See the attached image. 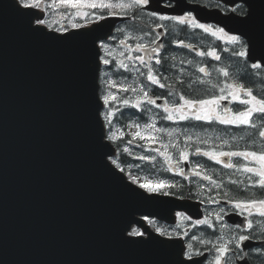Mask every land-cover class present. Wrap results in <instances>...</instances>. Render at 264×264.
Returning a JSON list of instances; mask_svg holds the SVG:
<instances>
[{
  "label": "water",
  "instance_id": "water-1",
  "mask_svg": "<svg viewBox=\"0 0 264 264\" xmlns=\"http://www.w3.org/2000/svg\"><path fill=\"white\" fill-rule=\"evenodd\" d=\"M171 1L241 37L248 62H264V0H216L243 4L242 17ZM11 2L0 0V264H171L182 241L148 231L136 243L121 237L129 220L139 223L127 231L143 225L141 216L171 222L176 211H200L147 194L108 160L115 149L105 141L95 53L115 21L34 32L37 11L17 13Z\"/></svg>",
  "mask_w": 264,
  "mask_h": 264
},
{
  "label": "snow or ice",
  "instance_id": "snow-or-ice-1",
  "mask_svg": "<svg viewBox=\"0 0 264 264\" xmlns=\"http://www.w3.org/2000/svg\"><path fill=\"white\" fill-rule=\"evenodd\" d=\"M150 0H119L117 3H105L104 0H59L58 5H49V7H63L66 9H74L76 10V14L82 16L83 18L87 19V13H81L80 9L88 8V9H104L110 10L109 15H116L117 13L115 10H120L126 16L129 12H132V16L130 18L134 19L135 14L138 10L145 8L148 6ZM7 6V5H6ZM11 7L14 9L15 12L21 13L22 9H40L41 8V0H12ZM235 10V9H233ZM22 14V13H21ZM150 16L156 17L157 13L155 11L149 13ZM105 19L103 14H100L95 17V20H103ZM158 19L161 21L172 20L178 24H186L191 23L192 27L200 28L205 33H210L212 36H216L217 33H223V29H213L210 26H206L204 24L197 23L192 17H185V16H167V15H159ZM32 20L35 21V26L32 24ZM95 22V21H90ZM47 26L51 28V25H47V22L41 18L40 14L37 12H32L31 18L28 21V27L34 32H43L44 27ZM82 25L73 23L71 27L73 29L79 28ZM157 27H163L162 25H157ZM67 31V29H64ZM119 31L123 32V29ZM133 31L135 28L133 27ZM226 35V34H225ZM61 38V37H58ZM139 40L141 42L136 43L134 47L129 46L127 44L128 40ZM157 39L159 36L152 39L148 44L143 42L142 36H135V35H126L124 39L120 40L119 47L123 49V51L119 52L121 57H124L128 63H125L124 60L117 61L118 68L125 69L128 71H134L139 74V76L143 77L146 75V79L152 85H158L161 88L164 87H171L169 85H165L161 83V79H167L166 77H159V70L154 68L152 61L154 59L155 65H161L162 58L160 56L161 49L163 48L162 44L157 43ZM228 42L232 45L240 44V50H232V55L240 58L248 57L251 59L249 51L246 50V46L242 43L239 37L231 36L228 38ZM95 43V42H94ZM183 43L182 41L180 42ZM189 48H192L193 45H188ZM227 51V49H225ZM103 53V54H101ZM133 53H139V55H133ZM96 56L100 63L107 66L110 64V57L112 60H115L116 57L114 56V50L111 48L110 44L105 43L103 39L99 43V46L96 50ZM199 56H210L213 59L219 61L221 59L220 55L213 49L208 51L207 53L204 52H197ZM175 59V58H173ZM260 61H264V57L258 58ZM139 62V65L143 68L147 69V72L141 70V67H137L135 62ZM188 63H192L188 61ZM251 68L254 70L264 69V62H253L251 63ZM214 70L221 76L225 78H229L232 74L229 70L225 67L214 68ZM197 71L199 73H203L204 76H210L211 73L205 67H197ZM107 75V73H104ZM179 83H183L184 81L180 78H177ZM207 81L201 78H196V80H190L189 86H193L196 84H205ZM261 84H264V80L260 81ZM107 87L110 89L113 87L114 82L112 80L106 81ZM211 87H216L215 84H212ZM121 90L127 92L129 90L133 92H142L143 98H138L133 104V107H140L143 103L147 104H155V100L152 99L150 93L144 90L143 87L137 89L131 86L123 87L121 86ZM219 96H212L208 99H191L186 98L184 95L179 96V100L181 103L174 104L172 107H169L166 103L163 107V111L167 113L164 119L172 121L176 118L179 120H188L194 119L196 121H217L220 124L224 125H235V126H247L248 128L259 130L258 134L260 137V146L256 150H244V151H208L201 153L199 148L196 149L194 154H202L207 156L209 159L215 161L217 164L221 163V157H228V162L223 164V167L227 169H236L239 172H242L247 175L246 179L248 181L246 188H259L264 192V90L257 89L256 93H254L253 89L247 87L245 84L240 83L238 80H233L231 83H226L224 88L220 89ZM169 96H172L173 93L170 91L168 93ZM230 98V99H229ZM103 104L105 106L109 105L110 100L115 101L116 96L111 94H105L101 97ZM227 100L229 103L238 102L241 105H245L246 107L243 110H237L233 112V110L227 106L223 108V114L217 111L220 108V102ZM124 105L129 104V100L124 99L122 101ZM158 106V105H157ZM159 107V106H158ZM189 112H191V117L189 116ZM113 112L109 111L106 114L101 113L105 120L108 121V125H111V120L109 117L113 116ZM139 129L140 125H136ZM147 128L156 131H166L164 129H155L153 124L147 125ZM167 135L171 136L172 132H167ZM109 139H114L115 136H109ZM134 138L139 139H147V140H155L156 138L151 135H144L141 131H136L134 133ZM191 139V137H188ZM236 139V138H234ZM243 139V137H240ZM205 143L207 141H204ZM132 143V141H129ZM224 143H227L225 141ZM255 141L253 144L255 145ZM161 155H165V153H160ZM232 157H239L242 158L244 161H247L246 164H234L231 162ZM180 158L182 160L188 159V154L186 151L180 152ZM140 159H147V157L141 156ZM170 159V158H169ZM115 164V161H113ZM197 169H202V165L197 164L193 169V173L195 176H201V171ZM122 170V169H121ZM179 172L182 173L183 169H179ZM204 180H208L210 184L214 185L216 188H221L223 185L222 183H217L215 180H212L211 176L208 174L203 175L202 177ZM132 183H137L135 177L132 178ZM232 184H243V181L237 180H230ZM175 185L168 184L164 181H160L159 183H152V182H145L140 183L139 187L141 189L146 190L149 194L160 193L163 192L164 195H168V192L164 191V189L169 187H174ZM219 195V193H217ZM229 193L225 191L223 193L222 199L228 198ZM210 202L219 203V201L212 200ZM227 203L231 204V209L226 210L225 208L221 207L219 212L215 213V220L217 222H222L224 216H238L241 219L239 221H233L234 228H229L227 224L220 223V228L228 229V239L225 241L224 235H221L218 239L221 241L219 244H214L212 246V250H214V257L211 260L210 264H230L233 258L244 259L243 256H239V253L243 252L245 247V242L249 241L250 239L254 238V229H259L261 233H264V195L259 197L253 195L249 198L242 199V200H226ZM211 215V214H210ZM177 216L180 217L182 220H188L189 217L185 216L183 213H177ZM255 217L261 218L260 220L254 219ZM139 223L135 220H129L125 229L121 232L122 239L129 241L131 243H136L137 241L135 237H142L145 235L144 232L138 231L137 229L133 228L131 231H127L128 227L131 224ZM196 225H206L210 229H214L216 224L213 223L209 218L199 219L195 221ZM179 227V226H178ZM127 231V236L124 235V232ZM156 232L164 236L166 235L165 232L161 231V229L157 228ZM226 233V234H228ZM247 233V234H243ZM193 240L197 239L195 236L192 237ZM161 244H164V241H160ZM199 243L202 245H208L212 243L211 241L207 240H199ZM233 245L234 247H230ZM181 253L183 254V258H181ZM204 256L202 251L193 250L192 243H188L184 247H182L179 251L175 254V259L171 261V264H202L200 259L197 257Z\"/></svg>",
  "mask_w": 264,
  "mask_h": 264
},
{
  "label": "flooded vegetation",
  "instance_id": "flooded-vegetation-1",
  "mask_svg": "<svg viewBox=\"0 0 264 264\" xmlns=\"http://www.w3.org/2000/svg\"><path fill=\"white\" fill-rule=\"evenodd\" d=\"M99 2V0H97ZM105 3H117L119 0H104ZM189 3L199 2L202 5H206L210 7L212 1L211 0H187ZM164 8H171L173 6L170 2L162 3ZM145 8L138 10L135 14V18H130L132 16V12H129L127 16L120 12V10H115L117 13L116 15H109L110 10L104 9H88L82 8L80 9L81 13H87L88 18L85 19L80 15L76 14V10L74 9H66L61 7L63 23L61 25L53 24L48 20V16L45 15L44 20L47 22L48 25H51L53 28L58 30L70 29L72 28L71 25L73 23L82 24L86 21L94 20L96 16L103 14L104 17H117L123 19V21L117 26L114 31V35L110 41L111 44L116 45L117 42L124 39L126 35H135V36H142L143 42L148 44L152 39L159 36L157 39L158 44H162L163 48L161 49L160 56L162 58L161 65H155L154 59L150 61L154 68L159 70V77H166L167 79H161V83L165 85H169L171 87L179 88L182 86L184 88L183 93L187 95H191V92L194 90L195 87L189 86L190 80H196L198 78V74H196L194 63V57L197 55L195 41H196V32L195 28L192 27L191 23L186 24H178L172 20L161 21L158 19L159 15H167V16H176L171 15L169 13H157L156 17H152L149 15L151 11H148ZM224 13H228L229 9L217 5ZM41 8H43V3H41ZM42 11L46 13L43 9ZM237 12H241V9L238 7L235 9ZM180 16L185 17H192L194 20V15L192 13H184ZM196 21V20H195ZM197 22V21H196ZM198 23V22H197ZM157 25H162L163 27H157ZM133 27L135 31H133ZM123 29V32L119 31ZM183 42L182 44L180 42ZM141 41L136 40V42H130L128 45L134 47L136 43ZM188 45H193L192 48H189ZM199 44L197 45V47ZM199 48V47H198ZM133 55H139V53H133ZM175 58V59H173ZM191 61L192 63H188ZM215 63L221 64V61H216ZM137 67H141V70L145 73L147 69L143 68L139 65V62H135ZM221 66L217 67H207L209 72L211 73L210 76H204L202 73L201 77L206 83V87H211L212 84H215V88L221 89V84L224 81L225 77L219 75L214 68H220ZM240 68H236L239 70ZM182 79L184 82L179 83L178 79ZM146 79V78H145ZM161 91H165L164 88H160ZM151 97L156 96V93L150 89ZM193 99V98H191ZM174 104H179L181 101L179 98L172 99ZM238 103V102H237ZM233 108V107H232ZM150 116V113H153V117L157 125L160 129H164L166 131H160L161 136L165 135L172 139L175 143V148L172 149V153L180 154L181 151H186L187 154H191L192 156L188 155V159L181 160L177 159V161L173 162L169 166V172L167 176H164L162 181L175 185L173 188L176 192H181L183 189V193L186 191L189 194H192L193 198H196L200 203H202V209L204 210V218L213 217V223L216 224L214 229L208 228L206 225H196L195 221H190L185 223L180 217H177L176 224L173 226H164L161 231L165 232L166 237L181 238L185 243H192L193 249L199 250H206L211 253V249L214 244H219L221 241L218 239L221 235H224L225 241L228 239V229H221L220 223L227 224L229 228H234L233 223L229 219V215L224 216L222 222H217L215 220V211L220 210L221 207L225 208L226 210L231 209V204L227 203L226 200H242L249 198L253 195L259 197L264 195V192L259 188H246L248 181L246 179L247 175L242 172L237 171L234 169H227L223 167L225 162H228V157H221V163L217 164L215 161L209 159L207 156L202 154H194L196 149L199 148L201 153L208 152V151H243V150H250L247 149L249 146H260V141L258 140L259 137V130H254L248 128L247 126H235V125H224L220 124L217 121L207 122V121H196L194 119L188 120H179L178 118L169 121L164 119L167 113L162 111L154 112L153 110H146L143 108L141 110ZM218 111L221 112L222 110L218 108ZM191 112H189V116L191 117ZM172 132V135H167V132ZM204 135L206 140H203L201 143L199 141H195L196 137ZM191 137V139H188ZM218 137V139H216ZM243 137V139H240ZM236 138V139H234ZM207 142H215L213 147L207 146ZM227 141V143H224ZM256 142L255 145L253 142ZM203 144V145H200ZM220 144V146H217ZM146 161V159H143ZM185 162H188L189 170H185ZM231 162L234 164H246L247 161H244L242 158L239 157H232ZM199 164L202 165V169H197L201 171V176H195L193 173V169L195 166ZM163 165L167 166L166 164L159 163L155 168H146L143 170L144 175L147 178L152 179L153 182H156L162 173L160 172V167ZM179 169H183V172L180 173ZM208 174L211 176L212 180H215L217 183H222L221 188H216L214 185L210 184L208 180H204L202 177L203 175ZM230 180H237L243 181V184H232ZM185 188H188L187 190ZM210 188V189H208ZM191 190H195L194 192ZM227 191L229 193L228 198L222 199L223 193ZM219 193V195L217 194ZM212 200L219 201V203L210 202ZM207 210H211L212 214L210 215ZM254 219L260 220L261 218L255 217ZM150 223H153L150 221ZM157 225L156 223L154 224ZM179 226V227H178ZM228 233V234H226ZM247 234V233H243ZM217 236L216 239L212 236ZM195 236L197 239L193 240L192 237ZM207 240L211 241L208 245H202L199 243V240ZM252 241H264V233H261L259 229H254V238L250 239ZM230 247H234L230 245ZM208 253V263L213 259V257ZM239 256H243L244 259L233 258L230 264H238V261L246 260L248 264H264V247L246 250L239 253ZM207 263V264H208Z\"/></svg>",
  "mask_w": 264,
  "mask_h": 264
},
{
  "label": "rangeland",
  "instance_id": "rangeland-1",
  "mask_svg": "<svg viewBox=\"0 0 264 264\" xmlns=\"http://www.w3.org/2000/svg\"><path fill=\"white\" fill-rule=\"evenodd\" d=\"M41 3H43L45 9L48 10V13L50 15L51 21L53 23H56V24L61 23V15H60V12H59V7L58 6H56V7H49V5H58L59 0H41ZM213 31H215V30H213ZM208 35L211 36V37H213V38H215L218 41H221V42H224V43L226 42V43H228L231 46H236L238 49H240V47H241L240 44H236V45L230 44L228 42V38L231 37V36L225 35L224 32L223 33H219L218 32L216 36H212L210 33H208ZM105 43H107V42H105ZM110 46H111V44H110ZM120 51H123V49H118L117 51L114 50V56L119 61L120 60H123V57H121L119 55V52ZM109 59H110V61L112 60L111 57ZM117 72L119 74L116 77H114L113 75H111L110 72H107V75H105V77L102 80V82H100V85H101V89H100V91H101V97L103 95H105V94H111V95H115L116 96V100L115 101H111L110 100L109 103H111V104H118L117 102H120L121 103L124 99H127V97L125 95L130 90L127 91V92H124V91L121 90V86H123V87H129V86H131V87L137 88V89L143 87V85L140 84L142 82H141V80H139V77H140L139 75H135L137 78H134V79H131L130 80V78H129L131 76L130 74H127L128 76L120 74V72H121V69L120 68L117 69ZM259 77H261V75ZM107 80H112L114 82L113 87H111L110 89L106 85V81ZM143 88H144V90H146L145 87H143ZM128 96L129 97H128L127 100H129L130 103L135 104V102H136V100L138 98H141V99L143 98V93L142 92H133L132 91V94L131 95H128ZM145 104H147V103H143L141 106H144ZM217 111H218V109H217ZM109 119L111 120V125H107V138L109 136H113L114 135L115 136L114 139H109L108 138V140H110L112 143H119L120 141L124 140L125 137H126V133L129 134V136L133 139V141H137L139 138H134V133L136 131H138V130L141 131L142 134H144L146 136L147 135H151V136H153V137L156 138L155 140H147L146 139L147 142H149V141H156L157 140V136L154 133H152V130L153 129L150 130V129L147 128V125H149V124H153L155 126L156 123L154 121H150L149 124H147V125H140L139 124L140 125V128L139 129L136 127V124L135 123H131V125L129 127H127L126 129H124L123 127H121V125H117L116 123L113 122L114 121V115L111 116V117H109ZM216 139H218V137H216ZM203 140H206V137L204 135H201V136L195 138V141H199L200 143ZM214 143H215L214 141L213 142H206V145L207 146H210V147H213L214 146ZM158 145H159V149H161V150L163 149V153H165V155H166V158H164L163 161L165 163H168V165L170 163H173V162L177 161V159H181L180 158V154H175L174 155V154L171 153V155H170V153H169L170 149H174L175 148V143L173 141H172V143H171V140L168 143H165L162 140V141H160L158 143ZM217 146H220V144H218ZM122 149L125 152H127V153L131 151L130 148L124 147V146H122ZM159 157L162 158L163 155L160 154ZM154 158H155L154 160H158L157 159V155H154ZM164 171H167V170H164ZM128 173L130 175V180L131 181H132V178L133 177L136 178L137 183H135V184L138 185V186H139L140 183H145V182L159 183L160 181H162V179L159 178V175H158V179H157L156 182H153L152 179L147 178L144 175V173H143V169H142V166L141 165L134 166V167H130L128 169ZM208 189H210V188H208ZM207 212H209V214H212V212L209 211V210H207ZM215 212H218V210H216ZM190 220L191 219L189 218L188 220H184V222L187 223V222H190ZM210 262L208 264H210Z\"/></svg>",
  "mask_w": 264,
  "mask_h": 264
},
{
  "label": "trees",
  "instance_id": "trees-1",
  "mask_svg": "<svg viewBox=\"0 0 264 264\" xmlns=\"http://www.w3.org/2000/svg\"><path fill=\"white\" fill-rule=\"evenodd\" d=\"M218 50H222L220 47L217 48ZM230 51V49H227ZM233 50H236L235 48H233ZM232 51V49H231ZM241 61L243 62L242 68L239 69V78L241 79V81L243 82V84H245L247 87H250L253 89L254 93H256L257 89H262L264 90V86L263 84L260 83L261 80H264V78H255L254 74L255 72L251 71L248 67V64L245 62L244 58L241 59ZM252 85L256 86V88L251 87ZM180 89V86H179ZM181 89H184L183 87H181ZM198 97H202V96H198ZM121 108H123V105H119L118 110H120ZM117 163H120V165H123L126 163L125 158L123 157H118L116 156L114 159Z\"/></svg>",
  "mask_w": 264,
  "mask_h": 264
},
{
  "label": "bare ground",
  "instance_id": "bare-ground-1",
  "mask_svg": "<svg viewBox=\"0 0 264 264\" xmlns=\"http://www.w3.org/2000/svg\"><path fill=\"white\" fill-rule=\"evenodd\" d=\"M121 104V103H120ZM119 103L118 104H109L108 106H107V109L108 110H113V109H117L118 110V107H119V105H120ZM121 105H123V104H121Z\"/></svg>",
  "mask_w": 264,
  "mask_h": 264
}]
</instances>
